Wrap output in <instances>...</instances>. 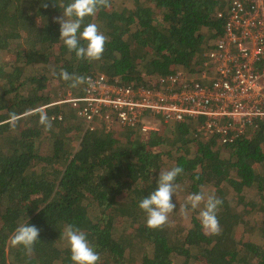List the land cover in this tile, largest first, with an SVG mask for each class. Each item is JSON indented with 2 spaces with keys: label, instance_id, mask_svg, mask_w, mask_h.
<instances>
[{
  "label": "trees",
  "instance_id": "obj_1",
  "mask_svg": "<svg viewBox=\"0 0 264 264\" xmlns=\"http://www.w3.org/2000/svg\"><path fill=\"white\" fill-rule=\"evenodd\" d=\"M230 1L110 0L84 19L107 37L101 58L88 61L59 39L54 21L70 0H43L47 8L42 0H0V264H72L61 245L67 224L86 234L98 264H264V121L220 145L199 137V119L160 121L157 131L90 130L71 105H54L67 93L83 94L84 85L60 79L62 70L132 87L197 73L223 35L217 15ZM41 107L52 121L48 131L35 114ZM177 166V183L188 182L190 193L210 186L223 202L219 234L201 229L199 212L181 236L146 226L139 202L155 190L161 170ZM253 205L260 226L249 219ZM26 221L40 230L31 257L10 244Z\"/></svg>",
  "mask_w": 264,
  "mask_h": 264
},
{
  "label": "built area",
  "instance_id": "obj_2",
  "mask_svg": "<svg viewBox=\"0 0 264 264\" xmlns=\"http://www.w3.org/2000/svg\"><path fill=\"white\" fill-rule=\"evenodd\" d=\"M217 17L224 21L223 35L205 51L197 73L179 71L148 87L87 75L94 87L84 85L81 96L67 93L54 105H71L90 130L140 127L147 132L156 130L154 121L199 119L200 138L234 144L264 121V0H231Z\"/></svg>",
  "mask_w": 264,
  "mask_h": 264
},
{
  "label": "clouds",
  "instance_id": "obj_3",
  "mask_svg": "<svg viewBox=\"0 0 264 264\" xmlns=\"http://www.w3.org/2000/svg\"><path fill=\"white\" fill-rule=\"evenodd\" d=\"M41 7L47 8L48 4L42 3ZM56 6V5H55ZM63 8L62 15L55 19L59 24V39L63 41L69 52H74L77 59L88 61L99 60L104 52L107 37L99 30L96 23L84 24L86 17L97 14L101 8L110 7V0H70ZM83 41V44L81 43ZM60 79L70 82V87L87 85L94 87L91 77L77 76L67 71H61ZM38 123L44 126L45 131L52 127V121L46 110L40 109L37 113ZM17 122V114L9 113V120L13 127ZM183 172L181 167H173L169 170H161L156 178L155 190L139 202V208L145 213L146 226L150 229L161 228L168 223L169 215L176 211V203L173 201L175 193L180 189L177 177ZM223 202L212 194L203 191L187 195L180 213L186 215L189 209H196L203 204L199 212L201 229L209 235L219 234L220 225L217 218L218 207ZM40 230L27 221L18 226L10 238L12 246H23L26 255L31 257L33 245L38 241ZM62 238L70 252L72 264H98L99 253L86 238V234L72 224L65 225Z\"/></svg>",
  "mask_w": 264,
  "mask_h": 264
},
{
  "label": "rangeland",
  "instance_id": "obj_4",
  "mask_svg": "<svg viewBox=\"0 0 264 264\" xmlns=\"http://www.w3.org/2000/svg\"><path fill=\"white\" fill-rule=\"evenodd\" d=\"M118 1L119 3L118 4H128L130 3V0H116ZM117 7L119 5H116ZM153 126L156 128V130L154 131H157L160 127V124L161 122L160 121H154L152 122ZM165 170H168V167H166ZM179 185H180V189L175 193L174 197H173V201L176 203V211L171 213L169 215V219H168V223L165 224V226H167V230L169 232H171L173 235L175 236H181L185 231L186 229L189 228L190 226V219H192V216L196 213V212H200V210L202 209L203 207V204H201L198 208L196 209H189V211L187 212L186 215H183L180 213V208L184 205L185 203V198L187 197V195L189 194H193V193H198L200 191H203L205 192L206 194H212L214 195L215 197H217V195L215 194V191L212 187L210 186H206V187H199L198 189L194 190L192 193H190V190H189V186H188V182L185 181L184 183V180L182 182H178ZM187 183V184H186ZM256 206L253 205L251 207V217L249 218L251 221H255L256 225L257 226H260V220H261V213H259L257 210H254L252 211L253 208H255ZM259 211H261V209L258 208ZM135 228V224L132 223L130 224L129 226L125 227L126 232L127 234H131L133 232V229ZM61 245L63 248L66 247V242L65 240H62L61 242ZM174 264H179L178 262L174 261Z\"/></svg>",
  "mask_w": 264,
  "mask_h": 264
}]
</instances>
